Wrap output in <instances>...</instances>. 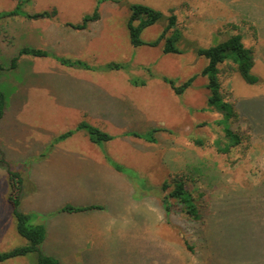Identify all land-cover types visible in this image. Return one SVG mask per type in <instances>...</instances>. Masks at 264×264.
Listing matches in <instances>:
<instances>
[{"label": "rangeland", "instance_id": "obj_1", "mask_svg": "<svg viewBox=\"0 0 264 264\" xmlns=\"http://www.w3.org/2000/svg\"><path fill=\"white\" fill-rule=\"evenodd\" d=\"M130 5L160 14L140 34L146 43L174 17L171 31L179 32L182 53L164 54L163 41L132 47L126 28ZM18 7L20 16L4 15ZM95 7L98 21L82 31L69 26ZM42 11L55 15L24 17ZM235 34L253 51L251 73L258 83H244L230 61L219 66L223 97L247 118L232 128L249 136L241 147L221 154L214 142L224 138L222 117L207 104V79L201 75L207 61L195 49ZM58 36L66 40L60 50ZM28 45L47 56H18ZM15 57L17 66L9 69ZM58 57L90 68L130 67L71 69ZM0 64L6 99L0 119V252L26 244L7 201L10 169L24 182L20 209L31 208L33 222L48 230L50 245L44 241L42 252L59 264H74L72 247H86L78 264H264V198L257 194L264 182V0H0ZM190 76L196 78L180 94L159 79L179 85ZM130 78L146 84L131 86ZM82 122L112 139L93 144L77 128ZM150 130H156L151 142L130 135ZM195 139L203 140V147L194 146ZM178 178L205 206L206 228L191 222L172 199L165 213L162 201L170 189L162 192L161 185ZM66 204L102 209L60 212ZM0 264H36V258L30 254Z\"/></svg>", "mask_w": 264, "mask_h": 264}, {"label": "trees", "instance_id": "obj_2", "mask_svg": "<svg viewBox=\"0 0 264 264\" xmlns=\"http://www.w3.org/2000/svg\"><path fill=\"white\" fill-rule=\"evenodd\" d=\"M27 1V0H22ZM100 3V2H99ZM19 7L11 12L4 14L8 17L20 16L18 14ZM55 15L54 11H42L34 14H25L24 17L29 20L38 19H49ZM100 18L98 8L95 7L93 12L89 15H85L78 24L69 25L72 29L77 31L85 30L89 24L98 21ZM160 19V14L143 5H130L129 6V17L126 23V28L129 36V42L132 47L148 46L157 47L162 41V52L164 54H181L182 51L178 48V41L180 40V34L177 30L171 31L174 27V17L167 19V26L163 29L162 33L157 37L156 40L146 43L140 39L141 32L154 25ZM177 31V32H176ZM195 53L198 57L204 58L207 64L203 67L201 75L206 77V89L208 90L207 104L214 108V111L218 112L222 119L223 124V141H215L214 146L216 150L221 154H228L232 148L241 147L245 141L249 140L247 132L239 129H233L232 124L239 122L240 117L247 120L246 117L242 116L236 107L230 102L226 101L221 93V85L219 81L220 68L219 66L230 61L233 63L235 72L240 76L244 83L247 85H254L258 83V78L252 75L251 70L254 65L255 57L253 51L247 48L240 34H235L220 42L215 46L208 48H196ZM27 55L32 57H46L47 52L35 49L29 46H24L18 51V56ZM18 57H15L11 61L9 69H14L17 65ZM57 61L65 67L93 70V71H124L127 72L129 65L119 63H109L104 67L90 68L84 62L80 60H71L64 57H58ZM3 71V67L0 64V72ZM196 76H190L186 81L177 85L175 80L168 77L159 78L164 84H166L172 92L175 94L183 93L188 87L191 86ZM129 83L134 87H143L146 84L145 79L130 78ZM5 95L0 89V119L5 113ZM252 124V123H251ZM258 124V123H257ZM86 132L89 140L93 144H101L112 139V136L102 132L96 127H93L85 122H82L77 127ZM150 130L146 134L142 135L139 133H131V136L136 138H143L148 142H151ZM71 133L68 132L60 136L57 141L66 139ZM56 141V140H55ZM193 145L196 147H203L204 142L201 139L191 140ZM118 171H121L120 167H116ZM131 173V172H130ZM7 184L9 193L7 195V201L10 206L11 215L15 221L16 233L26 241V244L21 247L13 248L9 251L0 252V263H4L11 259L25 257L30 254L35 255L36 264H59L58 261L51 256L46 255L42 252L41 246L46 239V228L43 224L34 223L32 220V214L24 213L21 207V201L24 197L23 187L24 182L18 172L7 170ZM132 175V173H131ZM257 189L259 197L264 198V182ZM169 192L163 197L162 207L165 213H168L172 207L169 199L175 201L179 207L180 212L183 213L191 222L197 224L199 228H206V217H205V206L188 191L185 181L181 178L172 180L171 182H163L161 185V191ZM200 198L203 195H198ZM102 206L89 205V206H74L70 204L64 205L59 209L62 213L73 214L81 213L91 210H101ZM183 246L186 250L192 252L193 248L186 239H183Z\"/></svg>", "mask_w": 264, "mask_h": 264}, {"label": "crops", "instance_id": "obj_3", "mask_svg": "<svg viewBox=\"0 0 264 264\" xmlns=\"http://www.w3.org/2000/svg\"><path fill=\"white\" fill-rule=\"evenodd\" d=\"M57 44L59 45V50L60 49H62L63 48V46H65L66 45V40H62L61 39V37H59L58 36V41H57ZM29 46V45H28ZM72 69V68H71ZM75 69V68H74ZM92 104V103H91ZM5 114V113H4ZM51 159H53L52 157H50ZM60 162H62V160H59ZM34 183L35 184H37L36 183V181H34ZM46 194H47V192H45ZM24 197H25V195H24ZM24 197L22 198V201H21V206L23 207H25V204H24V202H23V199H24ZM48 203V202H47ZM99 206H102V205H99ZM30 210H31V208H28V209H24V211L26 212V213H30ZM111 225V224H110ZM48 239H49V237H48V230H46V239H45V242H44V244L46 243V244H48V245H50L49 244V242H48ZM54 244H57V243H55L54 242ZM95 247H93V249H94ZM97 249V248H96ZM86 250V247H72V252H73V255H72V257H73V261H74V264H78V262H80V259H81V257H80V253H82L83 251H85Z\"/></svg>", "mask_w": 264, "mask_h": 264}]
</instances>
